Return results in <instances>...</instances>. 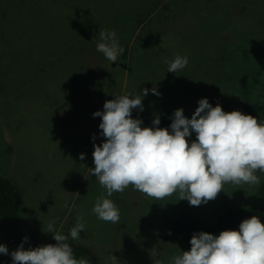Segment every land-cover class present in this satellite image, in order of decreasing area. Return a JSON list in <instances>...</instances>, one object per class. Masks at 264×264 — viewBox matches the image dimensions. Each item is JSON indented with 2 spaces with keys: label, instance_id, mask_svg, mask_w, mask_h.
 Instances as JSON below:
<instances>
[{
  "label": "rangeland",
  "instance_id": "374dc122",
  "mask_svg": "<svg viewBox=\"0 0 264 264\" xmlns=\"http://www.w3.org/2000/svg\"><path fill=\"white\" fill-rule=\"evenodd\" d=\"M247 103L264 104V0H0V177L23 202L0 218V264H59L72 245L103 264L239 255L263 220L195 248L168 226L261 202ZM156 110L206 166L167 160L142 128Z\"/></svg>",
  "mask_w": 264,
  "mask_h": 264
},
{
  "label": "trees",
  "instance_id": "16d2710c",
  "mask_svg": "<svg viewBox=\"0 0 264 264\" xmlns=\"http://www.w3.org/2000/svg\"><path fill=\"white\" fill-rule=\"evenodd\" d=\"M162 7L167 9L169 5L164 7L163 3ZM152 12H147L148 21L153 17L159 18L161 14ZM244 12L245 10L232 11V14L238 16ZM247 110L249 114L261 113L264 116V104L247 103ZM142 128L153 143L165 151V157L169 162L183 163L193 167H204L208 164L198 153L187 149L185 135L163 111L156 110L147 115ZM252 150L254 154L264 156V126L258 130ZM114 152L123 157L128 153V145L118 143ZM97 158L95 164L98 161ZM258 194L261 197L260 203L246 208L229 207L217 217L215 222L202 221L194 211L186 207L174 217L168 226V232L174 237L183 239L188 247L195 248L201 246L210 234L215 233L221 234L225 241L237 240L246 226L263 220L262 235L258 242L244 248L239 255L225 263L261 264L264 260V182L259 186ZM22 203L19 187L10 179L0 177V218L15 217L21 210ZM59 264L103 263L90 248L84 245H72L63 253Z\"/></svg>",
  "mask_w": 264,
  "mask_h": 264
}]
</instances>
